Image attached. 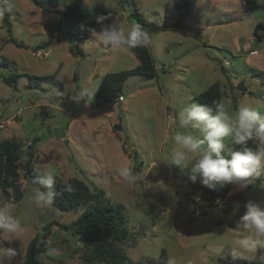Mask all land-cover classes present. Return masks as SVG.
Masks as SVG:
<instances>
[{
  "label": "rangeland",
  "instance_id": "rangeland-1",
  "mask_svg": "<svg viewBox=\"0 0 264 264\" xmlns=\"http://www.w3.org/2000/svg\"><path fill=\"white\" fill-rule=\"evenodd\" d=\"M4 1L12 14L13 37L25 48L7 43L0 13V53L11 62L9 70L0 69V141L15 139L28 149L38 138L34 167L41 176L64 183L81 180L102 189L111 204L122 207L129 236L121 248L134 263L143 259L157 263L164 252L176 264H238L254 259L255 253L233 257L232 247L241 232L229 225L247 201L264 204V171L245 191L236 185L211 187L230 192L226 202L216 201L217 207L201 217L199 209L209 201L192 193L191 166L172 163L173 135L186 130L179 128L178 120L170 124L169 119L178 117L184 106L215 83L221 84L222 102L230 113L246 102L264 115V40L258 41L254 34L255 25L264 22V9L258 6L264 0H246L247 6L243 0L215 6L211 0H198L187 17L175 9L177 0H134L147 21L142 28L149 34L147 45L158 78L130 77L114 115H103L108 104L95 98L101 80L134 69L139 62L129 51L97 43L93 30L100 31L101 25L95 27L99 16L107 18L105 24L116 19L124 27L137 23L130 16L132 0L85 1L88 25L81 27L88 37L80 45L84 56L71 53L73 38L59 29L60 16L50 8L40 9L32 0ZM58 1V10H64L74 0ZM39 49L49 55L39 57L35 54ZM252 50L256 56L250 55ZM10 73L21 76L17 89L2 81ZM84 88L91 95L88 103L74 102L71 97ZM97 107L100 113L92 111ZM225 144L232 148L230 137ZM136 153L138 165L142 163L140 179L130 185L118 169L133 168ZM23 165L24 161L20 174L26 186ZM37 188L28 186L19 203L13 202L10 192L9 200L0 201L24 229L15 237L0 234V264L23 263L37 234L46 235L43 242L48 248L47 254L38 256L40 264H86L83 244L72 230L64 229L86 206L71 211L52 204L38 207L32 199ZM52 248L58 254L49 255Z\"/></svg>",
  "mask_w": 264,
  "mask_h": 264
},
{
  "label": "trees",
  "instance_id": "trees-1",
  "mask_svg": "<svg viewBox=\"0 0 264 264\" xmlns=\"http://www.w3.org/2000/svg\"><path fill=\"white\" fill-rule=\"evenodd\" d=\"M86 0H74L73 3L64 10H58V0H32V2L40 9L50 8L52 13L60 16L57 26L59 29L71 36L74 45L70 51L73 55L84 56L81 44H84L88 33L81 24L88 25V14L83 13V6ZM198 0H177L175 9L181 17L189 16L196 7ZM133 18L142 27L147 25V21L139 12L134 0L131 2ZM264 9V2L260 5ZM0 13L2 15V28L9 35L7 43H11L19 49L25 48V45L18 42L12 33L11 11L4 0H0ZM99 24H95V27ZM254 34L258 41L264 40V22L255 25ZM137 60L139 65L134 69L112 73L105 75L99 85L95 98L100 101L116 103L120 97H123V89L127 80L132 76H140L147 80H155L158 78V72L155 61L150 53L148 45L137 47L129 51ZM11 62L0 53V69L9 70ZM18 73H10L2 81L5 85L17 89L20 79ZM50 78V77H46ZM243 93H247L244 87L240 86ZM254 96L253 93H249ZM223 91L220 83H215L209 89L194 98L195 104L213 106L214 101L222 102ZM39 142L38 138H34L33 143L26 149L21 141L15 139H5L0 141V201L9 200L10 193L14 203H19L30 185L34 184L33 180L37 176H41L34 167L36 153L35 145ZM248 147L256 148L255 141H249ZM232 148L239 150L241 146L232 145ZM226 155V153H224ZM226 158L230 156L226 155ZM137 153L134 156L136 164L134 165V174L139 175L140 165L137 162ZM24 161L23 171L26 186L20 174V164ZM65 185H71L72 191L64 190ZM46 191V189H41ZM55 191L57 193L52 205L61 211H71L81 205L86 208L70 227H64L65 230H72L73 235L78 238V242L83 244L84 253L82 260L86 264H168L166 253H162L159 261L155 263L151 259H143L138 263L132 262L121 245L127 240L129 232L127 229V219L122 207L111 204L107 199L105 192L97 187H91L85 182L78 179H71L68 182H56ZM10 192V193H9ZM230 192L227 188L218 191L211 187L196 181L192 183V193L194 196L207 199L209 202L200 207L201 217L208 214L213 208L217 207L216 200L220 199L226 202V196ZM245 209L239 211L230 222V227L237 229L236 225L239 217L243 215ZM226 213V210L224 211ZM49 227H47L48 229ZM46 235L37 234L28 244L26 259L21 264H40L38 256L47 254L48 248L43 242ZM264 250L258 249L257 254L252 260H242L238 264H262L261 257Z\"/></svg>",
  "mask_w": 264,
  "mask_h": 264
},
{
  "label": "clouds",
  "instance_id": "clouds-1",
  "mask_svg": "<svg viewBox=\"0 0 264 264\" xmlns=\"http://www.w3.org/2000/svg\"><path fill=\"white\" fill-rule=\"evenodd\" d=\"M106 19L97 17L96 22L101 25L100 31L93 30L97 43L128 52L150 42L149 34L139 23L124 27L118 19L105 24ZM71 98L76 103H88L91 95L84 88ZM177 120L179 128L186 131H177L173 135L172 163L183 168L191 166L193 183L199 178L209 187L236 185L240 191H245L252 179L264 171V115L250 103L242 102L234 113H230L225 103L220 101H214L211 107L188 104L179 111L178 117L170 118L169 123L176 124ZM229 137L234 145L241 146L239 150L226 148L225 138ZM250 140L256 142L255 150L247 146ZM225 152L230 158H226ZM118 175L130 185L140 179L129 165L120 167ZM33 183L41 186L32 197L34 203L38 207L50 206L57 195L53 176H37ZM64 190L71 192L73 189L71 185H65ZM244 209L236 225L241 236L232 247L234 258H245L264 248V204L249 200ZM235 211L238 212L239 207ZM23 230L9 206L0 207V234L15 237ZM48 254L56 255L58 250L52 248ZM168 264H176V261L169 259Z\"/></svg>",
  "mask_w": 264,
  "mask_h": 264
},
{
  "label": "crops",
  "instance_id": "crops-1",
  "mask_svg": "<svg viewBox=\"0 0 264 264\" xmlns=\"http://www.w3.org/2000/svg\"><path fill=\"white\" fill-rule=\"evenodd\" d=\"M238 2L239 0H211V4L213 5V6H215V5H217V4H225V5H228L229 3H232V2ZM198 2V1H197ZM262 4V3H261ZM261 4H259L258 6H260ZM242 5H244V6H247V2H246V0H243L242 1ZM195 9V8H194ZM228 11H230L229 9H227ZM253 53H254V50H252L251 52H250V55L251 56H256V55H253ZM139 62V61H138ZM139 65V64H138ZM99 88V87H98ZM96 94V93H95ZM108 105L106 106V108L105 109H103L102 111H103V115L105 114V113H107V112H109V114L111 115H114V110H116V108H115V105L117 106V103H109V102H106ZM121 105H119V107H120ZM92 111H94V112H99L100 111V108L99 107H97L95 110H92ZM100 113V112H99ZM260 249H263L264 250V248H260ZM256 254H257V251L255 252V256H256ZM263 255H264V253H263ZM225 257V256H224ZM255 258V257H254ZM262 258V257H261Z\"/></svg>",
  "mask_w": 264,
  "mask_h": 264
},
{
  "label": "built area",
  "instance_id": "built-area-1",
  "mask_svg": "<svg viewBox=\"0 0 264 264\" xmlns=\"http://www.w3.org/2000/svg\"><path fill=\"white\" fill-rule=\"evenodd\" d=\"M55 35L56 36L59 35V32H56ZM35 54L38 55L39 57H44V56L49 55L48 51H46L45 49H39L38 52H36ZM118 101L122 102V101H124V98L120 97ZM116 103H117V101H116ZM216 201L220 202V199H217Z\"/></svg>",
  "mask_w": 264,
  "mask_h": 264
},
{
  "label": "water",
  "instance_id": "water-1",
  "mask_svg": "<svg viewBox=\"0 0 264 264\" xmlns=\"http://www.w3.org/2000/svg\"><path fill=\"white\" fill-rule=\"evenodd\" d=\"M146 28H150V26L149 27H146Z\"/></svg>",
  "mask_w": 264,
  "mask_h": 264
}]
</instances>
